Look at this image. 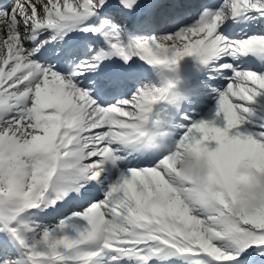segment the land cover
Segmentation results:
<instances>
[{
	"label": "snow or ice",
	"instance_id": "1",
	"mask_svg": "<svg viewBox=\"0 0 264 264\" xmlns=\"http://www.w3.org/2000/svg\"><path fill=\"white\" fill-rule=\"evenodd\" d=\"M136 3L118 0V7L131 11ZM104 7L106 0H14L0 8L5 32L0 38V231L21 249L15 260L0 253V264H104L105 258L147 264L157 254L187 256L189 264H224L252 246L264 256V210L233 214L225 203L186 200L190 185L179 182L169 167L173 154H182L192 141H208L223 159L264 150V131L241 127L251 112L246 102L264 97V73L215 64L225 55H264V35L231 41L217 30L229 15L249 10L264 15V0H221L219 7L202 6L191 24L174 32L126 41L118 26L102 17ZM89 18L95 22L84 23ZM74 28L102 36L107 48L69 62L64 73L34 58L47 40ZM45 30L53 35L39 39ZM112 56L125 63L138 57L156 70L158 81L112 104L97 103L77 78L96 72ZM185 57L214 71L231 69L226 86L212 89L211 118L174 124L183 131L154 164L120 173L102 198L54 225L31 226L23 218L27 210L55 206L70 194L83 197L91 181L101 182L103 165L119 159L113 145L160 146L164 106L198 95L193 87L181 96L175 77L165 75L174 74ZM119 79H101L93 86H115ZM167 189L177 191L181 203H171ZM237 264L251 262L243 257Z\"/></svg>",
	"mask_w": 264,
	"mask_h": 264
},
{
	"label": "clouds",
	"instance_id": "2",
	"mask_svg": "<svg viewBox=\"0 0 264 264\" xmlns=\"http://www.w3.org/2000/svg\"><path fill=\"white\" fill-rule=\"evenodd\" d=\"M208 145L192 141L182 154H173L170 169L179 182L190 185L184 198L225 203L233 214L264 210V150L223 159ZM167 191L171 203H181L177 191Z\"/></svg>",
	"mask_w": 264,
	"mask_h": 264
},
{
	"label": "bare ground",
	"instance_id": "3",
	"mask_svg": "<svg viewBox=\"0 0 264 264\" xmlns=\"http://www.w3.org/2000/svg\"><path fill=\"white\" fill-rule=\"evenodd\" d=\"M52 32H53V30H52ZM4 35H5V32L3 30V26L0 25V38H3ZM60 37H61V35H58V39L57 40H59ZM5 67H7V66H5Z\"/></svg>",
	"mask_w": 264,
	"mask_h": 264
}]
</instances>
